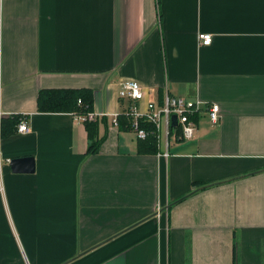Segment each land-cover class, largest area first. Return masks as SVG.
<instances>
[{
  "label": "crops",
  "instance_id": "0c3cea01",
  "mask_svg": "<svg viewBox=\"0 0 264 264\" xmlns=\"http://www.w3.org/2000/svg\"><path fill=\"white\" fill-rule=\"evenodd\" d=\"M127 80L141 110L201 100L192 137L163 118L139 153ZM49 88L92 90L95 153L84 115L37 110ZM0 264H264V0H0Z\"/></svg>",
  "mask_w": 264,
  "mask_h": 264
},
{
  "label": "trees",
  "instance_id": "16d2710c",
  "mask_svg": "<svg viewBox=\"0 0 264 264\" xmlns=\"http://www.w3.org/2000/svg\"><path fill=\"white\" fill-rule=\"evenodd\" d=\"M158 2V0H157ZM162 92L159 93V104L162 103ZM80 101V102H79ZM93 94L88 88H49L40 89L37 95V110L39 112H67L75 115H87L92 111ZM195 114L190 116L195 118ZM20 115H10L1 119V135L13 134L19 123ZM116 121L118 127L122 130L132 129V122L124 112L117 115ZM85 129L87 132L88 146L86 154L95 153L103 136L98 135V121L85 120ZM139 128L145 130L146 135L138 139L137 151L139 153H155L158 149L157 131L154 125L141 118L139 120ZM200 185V184H195Z\"/></svg>",
  "mask_w": 264,
  "mask_h": 264
},
{
  "label": "built area",
  "instance_id": "2783aa9c",
  "mask_svg": "<svg viewBox=\"0 0 264 264\" xmlns=\"http://www.w3.org/2000/svg\"><path fill=\"white\" fill-rule=\"evenodd\" d=\"M198 40L200 44L209 45L212 41V37L208 33H199ZM119 97H126L131 100L128 110L125 112L127 117L131 119L132 129L136 131L139 138H143L146 135L145 130L139 128V120L144 118L145 121L153 123L157 128L160 127L163 118L166 122L171 118V115H175L177 118V124L180 125L181 138H191L195 129L193 121L190 116L195 112H198L202 108L203 102L199 99L191 100L181 97H172L165 95L162 105H155L154 102H149L145 110H141L137 102L143 97L142 87L134 80L124 81L118 91ZM80 102V101H79ZM209 121L216 123L220 117V107L217 103H211L206 107ZM95 118L93 113L84 115L82 119L92 120ZM115 125L118 122L114 121ZM17 130L20 133H28L31 131L30 126L25 118H21L17 125Z\"/></svg>",
  "mask_w": 264,
  "mask_h": 264
},
{
  "label": "water",
  "instance_id": "95a60500",
  "mask_svg": "<svg viewBox=\"0 0 264 264\" xmlns=\"http://www.w3.org/2000/svg\"><path fill=\"white\" fill-rule=\"evenodd\" d=\"M171 124L175 126L177 124V118L175 115H171ZM9 165L13 171H32L33 159L31 157L13 158L10 160Z\"/></svg>",
  "mask_w": 264,
  "mask_h": 264
}]
</instances>
